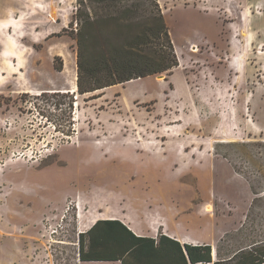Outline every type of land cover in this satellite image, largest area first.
<instances>
[{
	"label": "rangeland",
	"instance_id": "obj_1",
	"mask_svg": "<svg viewBox=\"0 0 264 264\" xmlns=\"http://www.w3.org/2000/svg\"><path fill=\"white\" fill-rule=\"evenodd\" d=\"M158 2L179 67L80 95L79 0H0V264L58 225L66 244H47L45 264H76L81 210L99 206L181 211L172 224L215 261L251 183L264 192V148L248 144L264 142V0Z\"/></svg>",
	"mask_w": 264,
	"mask_h": 264
},
{
	"label": "trees",
	"instance_id": "obj_2",
	"mask_svg": "<svg viewBox=\"0 0 264 264\" xmlns=\"http://www.w3.org/2000/svg\"><path fill=\"white\" fill-rule=\"evenodd\" d=\"M79 4L85 8L79 15L83 24L76 32L80 95L137 79L171 75L179 67L158 0H79ZM55 68L63 70L58 64ZM248 144L264 148V142ZM251 191L254 199L245 223L220 240L215 261L211 246L181 244L164 234L156 239L137 237L117 220L99 221L87 235L79 237L80 260L121 264H264V192L259 193L252 183ZM233 240L240 242L239 246L223 255V244Z\"/></svg>",
	"mask_w": 264,
	"mask_h": 264
},
{
	"label": "crops",
	"instance_id": "obj_3",
	"mask_svg": "<svg viewBox=\"0 0 264 264\" xmlns=\"http://www.w3.org/2000/svg\"><path fill=\"white\" fill-rule=\"evenodd\" d=\"M230 0H227V4ZM132 208L127 209V213L120 212V210H116L114 207H104L99 206L91 209L87 213H82L79 219V235H87V233L92 229V227L99 221H110L117 220L120 221L124 226H126L132 233H134L137 237H147L156 239L158 235V229H164V235L170 237L173 240L180 242L181 244H193V245H208L199 243L196 241L193 236H185L183 232L181 233L179 226L173 225L174 222L176 224L178 217L181 215V211L174 212L169 215L172 220L169 218L165 220H157L154 214L150 212L148 214V218L144 221H141V218H138L136 213H132ZM160 216H164L165 214L161 211L158 213ZM163 214V215H162ZM133 215L135 217H133ZM167 216V214H166ZM165 217V216H164ZM180 218V217H179ZM155 221V222H154ZM156 221L158 224H156ZM156 225V226H155ZM158 225V226H157ZM79 236V237H80ZM87 242V239H86ZM49 242L44 239V235L42 234H33V233H23L17 242V252L18 258H21L20 264H45V257L49 259V255L46 251L48 249ZM211 246V245H210ZM212 247V246H211ZM215 247V246H214ZM213 250V249H212ZM31 252V254H30ZM31 255V260L28 261V255ZM50 261V260H49ZM76 264H121L120 262H82L80 260L79 251L77 254Z\"/></svg>",
	"mask_w": 264,
	"mask_h": 264
},
{
	"label": "built area",
	"instance_id": "obj_4",
	"mask_svg": "<svg viewBox=\"0 0 264 264\" xmlns=\"http://www.w3.org/2000/svg\"><path fill=\"white\" fill-rule=\"evenodd\" d=\"M60 235H64V238L66 237L65 236V233H64V228L62 225H58V226H50L49 227V237H50V246L49 248L51 249L52 246L56 243H59V244H66L65 242H58L55 240V238H57L58 236ZM80 236V235H79ZM52 254V253H51Z\"/></svg>",
	"mask_w": 264,
	"mask_h": 264
},
{
	"label": "water",
	"instance_id": "obj_5",
	"mask_svg": "<svg viewBox=\"0 0 264 264\" xmlns=\"http://www.w3.org/2000/svg\"><path fill=\"white\" fill-rule=\"evenodd\" d=\"M160 76V78H164V76L163 75H159ZM215 255L213 254V257H214Z\"/></svg>",
	"mask_w": 264,
	"mask_h": 264
}]
</instances>
